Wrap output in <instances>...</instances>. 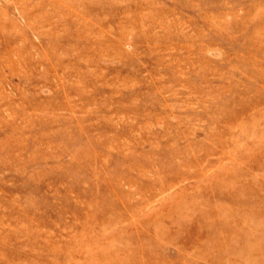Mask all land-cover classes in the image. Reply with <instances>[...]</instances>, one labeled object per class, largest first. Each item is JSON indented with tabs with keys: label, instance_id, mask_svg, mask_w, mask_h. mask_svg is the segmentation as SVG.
Masks as SVG:
<instances>
[{
	"label": "rangeland",
	"instance_id": "obj_1",
	"mask_svg": "<svg viewBox=\"0 0 264 264\" xmlns=\"http://www.w3.org/2000/svg\"><path fill=\"white\" fill-rule=\"evenodd\" d=\"M0 264H264V0H0Z\"/></svg>",
	"mask_w": 264,
	"mask_h": 264
}]
</instances>
